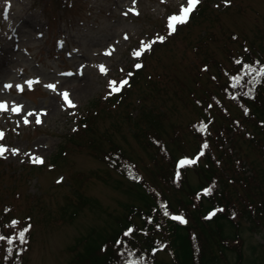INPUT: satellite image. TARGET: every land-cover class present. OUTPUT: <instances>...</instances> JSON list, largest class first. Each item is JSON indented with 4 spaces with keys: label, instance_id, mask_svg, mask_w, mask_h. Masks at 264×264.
Masks as SVG:
<instances>
[{
    "label": "rangeland",
    "instance_id": "374dc122",
    "mask_svg": "<svg viewBox=\"0 0 264 264\" xmlns=\"http://www.w3.org/2000/svg\"><path fill=\"white\" fill-rule=\"evenodd\" d=\"M206 2L203 18L169 35L168 18L178 14L186 0H0V102L8 106L0 112V145L9 149L0 157V221H9V216L19 224L29 220L24 264H70L78 239L93 230L109 234L123 222L126 204L141 203L142 189L110 170L101 154L120 148L149 181L170 165L154 147L144 148L132 135L133 118L142 104L163 109L159 134L179 159L196 155L194 132L204 116L199 103L207 107L215 102L210 93L216 95L222 99L220 107L225 102V111L238 117L235 135L225 130L217 143L222 150L233 148V155L246 164L244 172L264 177L263 158L248 140L252 132L260 137L263 132L243 118L235 103L223 99L216 78L210 80L218 75L217 67H230L228 55H244V47L260 42L264 0H200L198 5ZM161 36L163 43L134 57L142 41ZM129 73L138 83L124 87L129 90L126 103H112L109 81L128 80ZM27 81L39 83L29 89ZM48 84L56 90L45 87ZM65 91L74 108L64 104L60 93ZM14 105L22 106L19 114L11 111ZM28 112L34 115L25 124ZM210 112L215 119L209 126L213 146L225 121L217 108ZM84 114L90 116L82 124ZM58 152L61 158L51 161ZM33 156L41 157L43 164L33 163ZM198 160L204 166L205 160ZM77 172L86 177L78 180ZM186 178L193 188L204 181L194 169ZM186 192L182 188L169 198L185 200ZM245 227L240 264H264V229L251 232ZM161 257L171 261L168 253ZM234 257L229 254L228 264H235Z\"/></svg>",
    "mask_w": 264,
    "mask_h": 264
},
{
    "label": "trees",
    "instance_id": "16d2710c",
    "mask_svg": "<svg viewBox=\"0 0 264 264\" xmlns=\"http://www.w3.org/2000/svg\"><path fill=\"white\" fill-rule=\"evenodd\" d=\"M207 4L206 2L201 6L198 5L188 22L183 25L196 24L201 17L203 18ZM181 27L182 25L177 26L176 31ZM260 38V42L251 43V49L244 47V55H228L226 58L230 61V67H217L218 75H211L210 80L215 82L216 78L217 90L223 99L235 103L242 112L243 118L246 121H253L263 132L261 137L258 133L252 132V135H248V140L252 148L256 147L259 150L264 162V82L255 86L251 96H245L240 89L231 87V77L238 74L242 67L235 61L240 60L253 65L259 62L260 65H264V35ZM206 65L203 64L202 67ZM206 68L208 65L205 70ZM220 76L224 77L223 81L219 79ZM128 81L127 87L130 88L131 85L138 83L137 76L131 75ZM248 87L251 86L245 87L243 91H247ZM128 88H124L127 89L126 92L122 89L108 99L120 105L126 103ZM234 94L237 96L236 99H232ZM209 97L215 102L208 103L207 107L199 103L204 116L202 122L196 125L194 132L197 137H195L197 146L195 156L205 160L204 166L200 165L197 159L195 164L179 167V161L195 159V156L183 154L177 159L173 150L165 145L166 142L161 138L163 136L159 134L160 121L164 119L163 109L155 105H141L138 114L133 118L132 135L144 148L154 147L157 154L168 160L167 163L169 162L170 165L160 168L156 178L149 181L137 168L136 163L120 148L113 147L101 154L100 158L110 170L119 173L135 188L138 186L142 189L141 203L126 204L123 210V222L109 234H95L93 230L78 239L72 247L75 252L70 264H126V260L133 258L129 257L127 250L129 248L135 253L134 258L141 259L143 264H221L222 262L228 264L229 254L235 256V264L241 263L244 244L243 226L245 225L246 230L251 232L264 229V177L254 172L247 173L246 170L244 172L246 164L233 155L232 152H235L233 148L223 146V150L220 148L221 144L217 142L224 136L223 131L227 130L228 135L232 137L235 135L234 131L238 125L235 120L238 117H232L225 111V102L223 107H220L222 99L211 93ZM212 107L218 109L225 121V124L217 129L213 146L209 143L213 140L209 126L215 121L214 116L211 117L210 114ZM88 116L90 114L80 117L82 124L86 123ZM202 123L208 125V129L199 131L198 128ZM205 144L207 147H203ZM214 148L220 154L216 155ZM201 152L203 155H200ZM62 155V152L56 153L51 161H57ZM224 158L226 161L222 165L221 160ZM189 169H194L198 175L204 176L203 183L198 187L189 186L186 178ZM152 175L155 176L153 173ZM75 176L78 180L83 176L86 177L79 172L75 173ZM133 176L137 178L134 179ZM186 184L185 189L183 186ZM182 188L183 194L187 191V198L185 200L173 198L175 197L173 195H177V191H181ZM209 188L211 194L205 195V190ZM198 191L201 195H198ZM170 196H173V201ZM162 205L167 206L170 215H182L187 223L181 224L172 220L170 216H165ZM217 209L222 211H217L211 219L205 218ZM12 221L17 220L9 216V221H0V235L11 237L15 241L9 245L6 240H0V264H24L31 233L30 231L27 233V243L24 244L16 240V235L30 223L28 220L26 224H19V227L10 229ZM129 228L134 229V232L126 237L124 232ZM261 236L264 239V233ZM118 240L123 241L124 244L117 245ZM162 252L168 253L171 261L168 263L163 261ZM251 264H256V260Z\"/></svg>",
    "mask_w": 264,
    "mask_h": 264
},
{
    "label": "snow or ice",
    "instance_id": "6c2138e0",
    "mask_svg": "<svg viewBox=\"0 0 264 264\" xmlns=\"http://www.w3.org/2000/svg\"><path fill=\"white\" fill-rule=\"evenodd\" d=\"M200 3V0H186V6L182 5L180 8V11L178 14H173L168 18L167 21V28H168V34L171 35L172 33H174L176 31L177 26L179 25H183L186 24L189 20L190 15L193 13V11L196 10L198 4ZM133 14H137L138 12H134ZM5 18H7V15L5 14ZM127 38V37H125ZM165 40V37H158V40H153L150 42H141V47L139 48V50L134 51L133 55L136 58L141 57L145 52L149 51L152 47V45L156 42H160L163 43ZM110 54V53H105ZM236 64L238 65H242V67L240 68V71L238 72V74H236L235 76L231 77V87L234 89H240L241 93L245 96H251L252 91L254 90L255 86L261 82H264V65H260L259 62H256L255 65L253 64H248V63H244L240 60L235 61ZM136 68H140L141 65L140 64H136L135 65ZM100 71L102 73H106V69L104 66H100ZM62 75H66V76H71L73 75L72 73H63ZM129 75H131V73H129ZM29 89H31L32 85L34 83H39V81H27L26 82ZM128 84V80L124 79L121 80L119 83H117L116 81H109V95L115 94V93H119L126 85ZM247 86H251L248 87L247 91H243V89ZM5 88H11L12 85H5ZM18 91H23V87L22 86H16ZM45 87L51 89V90H56V86L53 84H48L45 85ZM60 95L62 96V99L64 101V104L67 105V107L69 108H74L75 104L71 101L70 94L68 92H62L60 93ZM237 96L234 94L232 96V99H236ZM8 110V106L6 103L4 102H0V112L3 111H7ZM22 110V106H12L11 111L13 113L19 114L20 111ZM245 114H247V109H245ZM34 115V113L32 112H28L27 115L24 117V123L28 124L29 120H28V116H32ZM37 124L41 123V119H40V115H36V121ZM207 128V125L205 124H201L200 127L198 128L199 131H203ZM3 133L0 132V139L3 138ZM203 147H207V144L203 145ZM9 151V149H7L5 146L0 145V157H3L5 152ZM13 155L18 154V150L17 149H12L11 150ZM200 155H203V152L200 153ZM199 157H197L196 159H182L181 161H179V167H184L187 165H192L195 164L197 159ZM32 162L35 164H43V159L41 157L38 156H33L32 158ZM131 174V172H130ZM177 176H179V172H177ZM134 179H136L137 177L133 176ZM59 182V181H58ZM205 195H209L211 194V189H206L204 192ZM162 209H163V214L165 216H170V218L174 221H178L181 224L187 223L186 219L182 216V215H170V213L167 210V206L166 205H162ZM217 211H222V209H217L214 210L212 212H210L208 214L207 217H205L206 219H211L212 216L216 215ZM19 224V221H12L11 223V227L15 228L17 225ZM30 231V225L21 229L17 235H16V240H18L21 244L27 243V233ZM134 232V229L129 228L128 230H126L124 232V236L128 237L131 236L132 233ZM0 240H6V242L11 245L13 244L15 241L13 240V238L11 237H5L3 235H0ZM117 245H121L124 244L123 241H117L116 242ZM125 248H127V245H124ZM128 250V254L129 257H133L130 258L128 260H126V264H143V261L139 258H134L135 257V253L129 248ZM123 254V253H122Z\"/></svg>",
    "mask_w": 264,
    "mask_h": 264
}]
</instances>
